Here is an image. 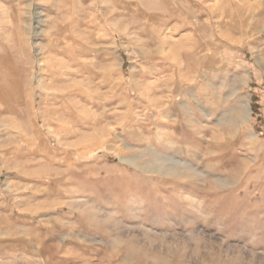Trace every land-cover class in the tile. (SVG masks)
<instances>
[{"label": "rangeland", "instance_id": "1", "mask_svg": "<svg viewBox=\"0 0 264 264\" xmlns=\"http://www.w3.org/2000/svg\"><path fill=\"white\" fill-rule=\"evenodd\" d=\"M0 264H264V0H0Z\"/></svg>", "mask_w": 264, "mask_h": 264}]
</instances>
